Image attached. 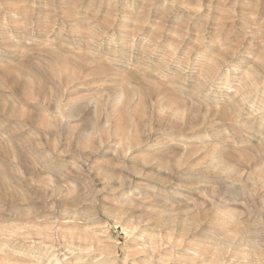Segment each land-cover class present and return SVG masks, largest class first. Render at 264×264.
<instances>
[{"label":"rangeland","instance_id":"1","mask_svg":"<svg viewBox=\"0 0 264 264\" xmlns=\"http://www.w3.org/2000/svg\"><path fill=\"white\" fill-rule=\"evenodd\" d=\"M0 264H264V0H0Z\"/></svg>","mask_w":264,"mask_h":264}]
</instances>
